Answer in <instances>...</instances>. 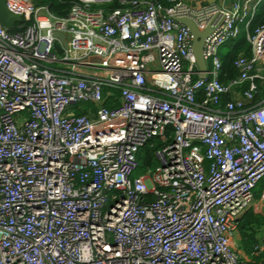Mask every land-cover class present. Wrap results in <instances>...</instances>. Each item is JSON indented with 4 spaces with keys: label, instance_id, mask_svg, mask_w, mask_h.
I'll list each match as a JSON object with an SVG mask.
<instances>
[{
    "label": "built area",
    "instance_id": "built-area-1",
    "mask_svg": "<svg viewBox=\"0 0 264 264\" xmlns=\"http://www.w3.org/2000/svg\"><path fill=\"white\" fill-rule=\"evenodd\" d=\"M166 1L72 0L66 17L6 1L22 21L0 24V264L264 257L232 240L264 181V25L250 33L264 0ZM180 19L212 28L205 77ZM242 27L252 56L222 82Z\"/></svg>",
    "mask_w": 264,
    "mask_h": 264
},
{
    "label": "trees",
    "instance_id": "trees-1",
    "mask_svg": "<svg viewBox=\"0 0 264 264\" xmlns=\"http://www.w3.org/2000/svg\"><path fill=\"white\" fill-rule=\"evenodd\" d=\"M150 1H157L164 5L168 4L166 0ZM37 3L39 5H48L51 9V12L58 17H66L72 6V0H37ZM263 25L264 10H262V12H260L252 21L250 25V33L254 34L255 31ZM241 55H244L246 57L252 56V45L248 41L246 33L242 34L238 40L229 42L221 48L220 56L223 62V75L221 77L222 82H228L232 79L237 78V76L239 75V71L235 66V62ZM262 96H264V93H261L257 96L256 102H258ZM224 101H227V99ZM85 112L86 111H78L77 114L83 115L85 114ZM173 136L174 130L173 128H169L168 137L170 142L173 140ZM162 147L163 143L160 140L156 139L152 141L151 145H148L141 150L138 156L140 162L139 172H143L147 167H156L154 153L156 150ZM263 227L264 216L255 213L253 209H250V211H248V213L239 222L238 229L243 236L245 249L250 254H252L258 244V233ZM261 259L263 258H254V261L261 264Z\"/></svg>",
    "mask_w": 264,
    "mask_h": 264
},
{
    "label": "water",
    "instance_id": "water-1",
    "mask_svg": "<svg viewBox=\"0 0 264 264\" xmlns=\"http://www.w3.org/2000/svg\"><path fill=\"white\" fill-rule=\"evenodd\" d=\"M6 1L7 0H0V24L2 25V27L12 32L14 31L16 24L22 21V18L9 12L6 6ZM220 3L223 4V1H220ZM179 21L184 24L192 33L193 52L195 54L199 70L202 73V77H205L206 72L208 71V66L204 58V46L207 38L212 33V28H208L206 31L202 32L190 19H180ZM55 36L64 41V45L65 47H67V42L65 41L64 34L56 33ZM240 101L246 106L250 104L244 99H240Z\"/></svg>",
    "mask_w": 264,
    "mask_h": 264
},
{
    "label": "crops",
    "instance_id": "crops-1",
    "mask_svg": "<svg viewBox=\"0 0 264 264\" xmlns=\"http://www.w3.org/2000/svg\"><path fill=\"white\" fill-rule=\"evenodd\" d=\"M211 1L214 2V0H211ZM260 186L262 188L259 189V191L255 195V201H254L252 209L255 211V213L264 216V184L261 183ZM257 238H258V244L257 245H263L264 246V227L258 233ZM232 240H233L234 246L238 249V251H240V253L243 254L244 257L251 258V254L249 252H247L245 249L244 239H243V236H242L241 232L239 231V229L233 233ZM262 258L263 259H261L260 262H261V264H264V257H262Z\"/></svg>",
    "mask_w": 264,
    "mask_h": 264
},
{
    "label": "rangeland",
    "instance_id": "rangeland-1",
    "mask_svg": "<svg viewBox=\"0 0 264 264\" xmlns=\"http://www.w3.org/2000/svg\"><path fill=\"white\" fill-rule=\"evenodd\" d=\"M262 10H264V4L262 5L261 9H260V12H262ZM242 31H243V34L246 32L245 31V27H242ZM264 184V182H262ZM261 185V184H260ZM258 186L257 189L255 190V195L256 193L259 191V189H261L262 187L261 186Z\"/></svg>",
    "mask_w": 264,
    "mask_h": 264
}]
</instances>
